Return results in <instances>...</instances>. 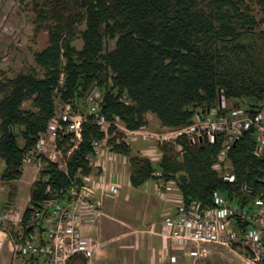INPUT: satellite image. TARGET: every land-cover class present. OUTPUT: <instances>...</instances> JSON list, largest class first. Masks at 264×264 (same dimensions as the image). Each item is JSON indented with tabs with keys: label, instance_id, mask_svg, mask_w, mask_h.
Returning <instances> with one entry per match:
<instances>
[{
	"label": "trees",
	"instance_id": "obj_1",
	"mask_svg": "<svg viewBox=\"0 0 264 264\" xmlns=\"http://www.w3.org/2000/svg\"><path fill=\"white\" fill-rule=\"evenodd\" d=\"M35 6L34 31L46 28V44L32 53L34 67L0 78V180L9 185L7 200L16 193L12 182L21 176L23 154L54 112L56 95L79 111L84 94L95 87L105 118L129 129L145 127L147 113L162 126L188 124L218 102L220 89L230 106L242 102L255 110L263 104L264 0H42ZM105 133L90 121L81 124L82 139L66 159L67 175L39 159L22 210L23 236L30 232L24 225L33 210L45 213L44 204L63 194L69 178L81 181L91 172L86 158L93 154L91 142ZM178 141L181 152L157 145L158 166L178 182L185 201L209 204L212 191L230 194L243 181L256 185L264 172V157L252 155L251 131L229 149L228 177L212 167L217 141L199 146ZM57 142L67 149L66 140ZM108 142L111 151L129 156L128 145ZM129 164L133 187L152 177L148 157L129 156Z\"/></svg>",
	"mask_w": 264,
	"mask_h": 264
},
{
	"label": "built area",
	"instance_id": "obj_2",
	"mask_svg": "<svg viewBox=\"0 0 264 264\" xmlns=\"http://www.w3.org/2000/svg\"><path fill=\"white\" fill-rule=\"evenodd\" d=\"M63 74H60L59 83ZM84 107L75 110L68 102L54 97V112L45 130L38 133L30 151L23 154L22 165L31 164L34 178H37L39 159L44 158L67 175L66 159L78 147L81 124L90 121L106 132L101 140H92L93 154L86 158L91 165L101 152H110L114 145H129L141 140L154 145H173L180 152L178 140L184 138L189 145L204 142L219 143L216 161L212 165L222 176H230L228 152L246 131H251L254 140L252 155L264 157V101L253 110L248 106H230L220 89L218 102L196 114L188 124L159 130L140 127L129 129L118 119L108 120L101 113L102 101L99 91L92 87L84 94ZM264 99V98H263ZM111 129L110 133H107ZM66 140L67 149L57 141ZM229 169V174L224 171ZM79 169L77 170V172ZM91 173L83 175L81 181L69 178V186L63 194L50 198L44 206L46 212L33 210L24 225L30 232L23 236L20 230L22 211L5 209L0 212L2 234L11 241L14 255L29 257V264H72L75 256L90 257L100 242L94 240L86 230L92 227L100 216L101 197L104 193H117L114 182L99 179L95 186L90 184ZM155 190L174 199V213L165 215L161 221L160 236L171 239L177 246L192 245L190 254L194 259L205 257L208 245L244 250L243 264H264V172L256 185L243 181L230 194L214 190L210 203L197 198L185 201L178 182L166 178L158 166L152 172ZM0 184H2L0 180ZM3 187L0 186V189ZM7 228L10 231H7ZM17 228V239L11 233ZM1 245V243H0ZM23 264V263H20Z\"/></svg>",
	"mask_w": 264,
	"mask_h": 264
},
{
	"label": "crops",
	"instance_id": "obj_3",
	"mask_svg": "<svg viewBox=\"0 0 264 264\" xmlns=\"http://www.w3.org/2000/svg\"><path fill=\"white\" fill-rule=\"evenodd\" d=\"M141 142H143V145L141 144L142 146L140 145L133 153L130 148L131 143L128 145L129 156H146L153 161L150 156L156 155L157 158L155 160L158 161L160 154L157 146L154 144L146 146L144 145L147 144L146 141ZM111 152L113 151L110 150L108 153L101 152L96 156V163L90 172L92 175L90 184L93 186L97 185L100 182L99 177L103 175L104 180L114 182L117 185L118 192L119 180L124 175L128 176L129 181L130 164L129 160L127 162L123 161V158H126L125 155L116 153L118 157L113 159ZM129 156H127V159H129ZM29 165L32 169L31 181H29L31 184L35 178L33 167L31 164ZM149 181L151 184L147 185L148 189L145 188L142 192L136 189L141 185L133 187L129 183L134 191L126 196L124 199L126 200L125 204L120 205L123 217H117L114 212L110 211V209L119 207L113 198V195L116 193H104L101 197L100 216L96 223L86 230V233L94 240L100 242V246L88 258H85L83 255L75 256L72 264H196L209 256L213 249L223 247L208 245L207 255L194 259L189 253L193 249L191 244H186L184 247L177 246L171 239L160 236L162 218L165 215L174 213L175 202L172 199L173 197L171 198L167 194L161 193L162 195L156 196L153 192V177L144 183ZM14 182L16 183V180ZM16 195L17 193H15L11 200H7L6 193L4 200H1L0 212L5 209L20 212L23 210L27 204L29 194L23 199V201L25 200V204L20 208L16 204L15 209L12 206L15 205ZM6 200L8 204L13 205L10 207L6 206L4 204ZM104 208L106 209L104 210ZM3 236L0 228V264H13L14 260L23 264H29V261L32 259L14 255L11 241L7 236ZM2 254H7L8 257L1 259Z\"/></svg>",
	"mask_w": 264,
	"mask_h": 264
},
{
	"label": "rangeland",
	"instance_id": "obj_4",
	"mask_svg": "<svg viewBox=\"0 0 264 264\" xmlns=\"http://www.w3.org/2000/svg\"><path fill=\"white\" fill-rule=\"evenodd\" d=\"M41 3L42 0H0V78L12 77L18 71H27L31 68L29 66H35V63L32 59V53L41 50L45 46L47 41V30L45 27L42 26L37 31H34V26L36 25V21L34 20L36 16L34 7H36L35 4L40 5ZM256 14V16L258 17L259 14L257 12ZM262 27L264 28L263 25ZM75 44L79 46L76 41ZM239 104L242 106L247 105L242 102ZM146 116L148 120V124L145 126L146 129L159 130L163 128V126L159 123V121L153 114L147 113ZM167 127L169 126H165L164 128ZM141 144L143 145V142H141V140L131 142L130 148L132 153L135 152V150L138 149ZM144 145L151 146L152 143L147 142V144ZM111 156L113 159L118 157V155L114 152H111ZM150 157L153 159L152 164L156 166L158 161H156L155 159L157 158V156L151 155ZM128 160L129 159H127V156L126 158H123L124 162H127ZM93 166L94 164H92V167ZM2 167L3 164L0 161V171ZM224 173L229 174V169L227 168ZM31 175V166L29 164L24 163L22 165V173L20 178L16 180V183L12 182L14 185L17 186V195L14 203L15 205L8 204L6 200L4 202L6 206L10 207L13 205L12 208H15L17 204V207L20 208L25 204V200L23 201V199L29 194L31 188V184L29 183V181H31ZM102 176L103 175H101L99 179ZM150 184L151 182L149 181L147 183L142 184L136 189L139 192H142L145 188L148 189L147 185ZM0 186L3 187L2 189H0L1 205V200H4V196L7 193L9 185L0 184ZM132 191L134 190L129 184L128 176L124 175L123 178L119 180L118 192L113 195V198L117 203L116 205H119V207L115 209H110V211L114 212L117 217H123V211L120 208V205L125 204L126 200L124 199ZM153 192L156 196L165 194H161L160 192L156 191L155 187ZM105 209L106 208H104V210ZM0 228L2 231L4 229L6 230V228ZM7 231H10V229L7 228ZM243 253L244 250H242L241 248L229 249L225 247H219L213 249L209 256L200 260L196 264H201L203 262L205 264H243ZM7 257V254H2L1 259H5ZM13 264H20V262L14 260ZM38 264H40L39 261Z\"/></svg>",
	"mask_w": 264,
	"mask_h": 264
}]
</instances>
